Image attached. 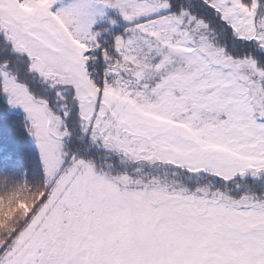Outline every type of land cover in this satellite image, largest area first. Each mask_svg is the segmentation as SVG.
<instances>
[{
	"label": "snow or ice",
	"instance_id": "1",
	"mask_svg": "<svg viewBox=\"0 0 264 264\" xmlns=\"http://www.w3.org/2000/svg\"><path fill=\"white\" fill-rule=\"evenodd\" d=\"M0 264H264V0H0Z\"/></svg>",
	"mask_w": 264,
	"mask_h": 264
},
{
	"label": "trees",
	"instance_id": "2",
	"mask_svg": "<svg viewBox=\"0 0 264 264\" xmlns=\"http://www.w3.org/2000/svg\"><path fill=\"white\" fill-rule=\"evenodd\" d=\"M17 115H18V116H22V112L18 111V112H17Z\"/></svg>",
	"mask_w": 264,
	"mask_h": 264
}]
</instances>
